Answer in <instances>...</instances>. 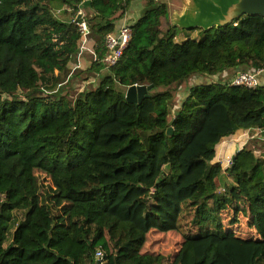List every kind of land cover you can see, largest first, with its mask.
<instances>
[{
  "label": "trees",
  "instance_id": "16d2710c",
  "mask_svg": "<svg viewBox=\"0 0 264 264\" xmlns=\"http://www.w3.org/2000/svg\"><path fill=\"white\" fill-rule=\"evenodd\" d=\"M86 1L0 0V264H264V147L216 161L236 133L264 130V86L194 85L168 120L189 78L264 71V17L177 42V27L161 28L167 5L142 0L106 68L105 36L130 0ZM87 9L84 72L98 82L71 101L58 89L80 56L72 19ZM222 172L232 182L217 194Z\"/></svg>",
  "mask_w": 264,
  "mask_h": 264
},
{
  "label": "water",
  "instance_id": "95a60500",
  "mask_svg": "<svg viewBox=\"0 0 264 264\" xmlns=\"http://www.w3.org/2000/svg\"><path fill=\"white\" fill-rule=\"evenodd\" d=\"M90 1L83 3L88 6ZM243 16L264 17V0H187L180 14L174 16L173 27L184 30L201 29L209 31L213 28L228 26L234 20ZM153 86H131L126 90V101L132 104L141 103L149 97V91ZM172 129H168L171 134ZM169 172L166 165L160 172L158 181L165 179Z\"/></svg>",
  "mask_w": 264,
  "mask_h": 264
},
{
  "label": "rangeland",
  "instance_id": "374dc122",
  "mask_svg": "<svg viewBox=\"0 0 264 264\" xmlns=\"http://www.w3.org/2000/svg\"><path fill=\"white\" fill-rule=\"evenodd\" d=\"M187 2V0H160L159 3L161 4H166L167 5V9H168V13L166 18H164V20H162V24H161V28L162 30H166L170 25L172 26V20L174 18V16L178 15L181 13L184 4ZM144 12V10L140 11L139 14H134L135 17H138L139 15H141ZM178 28V27H177ZM201 33H199V31L193 30V31H186V30H181L180 28L177 29L176 31V36H175V40L177 42L183 41L184 39L187 38H192V39H198L199 37H201ZM85 56V55H84ZM90 54L87 55V57H89ZM80 57H82V55H80ZM86 57V58H87ZM85 57L80 58L81 63L83 62L82 59ZM85 58V61H88V59ZM79 59V57L77 58ZM76 59V62L73 63L72 65H70V73L72 74V78H70L67 82V86L62 87L63 89H58L61 94H66L71 101H73L84 89L87 88H93L94 85H96V83L98 82V77L95 74H91V75H87L84 71H86L89 67H90V63H86L81 69L76 70L75 72H72V68L75 65H78V60ZM91 59V58H90ZM79 60V62H80ZM228 73H222V74H218L214 77H191L188 80H186L184 82V84L181 86V88L178 90V92H176V98L175 101L173 103V106L170 110V116L168 118V120H170L178 111V108L182 105V102L185 100V98L187 97V92L188 89H190L191 87H193L194 85H198V84H203V83H221L224 84L226 81V77H227ZM89 83V84H87ZM162 90V88H157L155 90H153V92H160ZM230 157V156H228ZM226 162L224 161L223 165L224 168L226 167ZM225 173V172H224ZM222 174L220 176H218L215 180L216 183V193L219 194L224 190V184L225 182H232V180L228 177V175ZM224 183V184H223ZM190 221V216L185 214L184 216H182L181 222L184 226V228L188 231L189 230V223Z\"/></svg>",
  "mask_w": 264,
  "mask_h": 264
},
{
  "label": "built area",
  "instance_id": "2783aa9c",
  "mask_svg": "<svg viewBox=\"0 0 264 264\" xmlns=\"http://www.w3.org/2000/svg\"><path fill=\"white\" fill-rule=\"evenodd\" d=\"M154 1L158 2L159 0ZM78 15L79 16L72 19V22H74L79 28L81 36L79 55H81L82 52L88 50L87 43L89 42L90 31L88 29L84 16L80 11ZM78 18H80V20H78ZM130 38L131 29L130 26H128L127 24H123L116 30L115 33H109L105 36V48L107 53L104 56L102 63L106 68H110L116 65ZM263 72V70H251L241 72L231 80L230 85L254 89L260 85L259 80ZM216 161L222 164L225 161L226 167H229L232 164V156L226 158L218 156ZM102 258L103 252L101 250H97L95 252V259L102 260Z\"/></svg>",
  "mask_w": 264,
  "mask_h": 264
},
{
  "label": "crops",
  "instance_id": "0c3cea01",
  "mask_svg": "<svg viewBox=\"0 0 264 264\" xmlns=\"http://www.w3.org/2000/svg\"><path fill=\"white\" fill-rule=\"evenodd\" d=\"M160 1V0H159ZM145 3L142 0H130V4L127 10L123 11L122 13L117 14L115 24H116V30L121 27L123 24H127L130 26L138 17H135L134 14H139L140 11L144 10ZM84 17H88L92 14L91 10H79ZM92 44H94L93 39L90 38L89 34V42L87 43L88 50L85 52H82V57H87L88 54H90L88 61H85V58L82 59V63L79 56L78 65L73 66L72 72H75L76 70L81 69L86 63H90L94 60L93 51H92ZM85 55V56H84ZM91 58V59H90ZM80 60V62H79ZM238 72V71H237ZM240 73V72H238ZM237 73V74H238ZM236 72H231L228 77V83L231 82L232 78L235 76ZM236 74V75H237ZM260 85L264 86V72L260 76L259 80ZM252 143V146L256 147V150L259 152L261 151V147H264V130H255L253 133L248 132H238L236 133L231 139L223 142L217 147V157H223L226 158L228 156H233L235 151H239L243 148L244 145ZM264 153V148H263ZM224 172H222L220 175H222ZM225 174V173H224ZM226 183V182H225ZM224 184V183H223Z\"/></svg>",
  "mask_w": 264,
  "mask_h": 264
}]
</instances>
